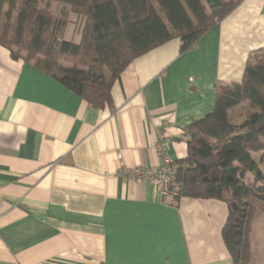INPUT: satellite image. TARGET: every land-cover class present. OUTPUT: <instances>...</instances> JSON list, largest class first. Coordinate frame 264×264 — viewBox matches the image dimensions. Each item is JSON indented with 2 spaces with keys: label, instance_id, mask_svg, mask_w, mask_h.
<instances>
[{
  "label": "crops",
  "instance_id": "crops-1",
  "mask_svg": "<svg viewBox=\"0 0 264 264\" xmlns=\"http://www.w3.org/2000/svg\"><path fill=\"white\" fill-rule=\"evenodd\" d=\"M262 47L264 0H242L192 49L173 39L136 58L104 108L0 47V264H234L225 201L174 204L119 167L158 166L160 141L185 158V128Z\"/></svg>",
  "mask_w": 264,
  "mask_h": 264
},
{
  "label": "trees",
  "instance_id": "trees-1",
  "mask_svg": "<svg viewBox=\"0 0 264 264\" xmlns=\"http://www.w3.org/2000/svg\"><path fill=\"white\" fill-rule=\"evenodd\" d=\"M54 1L65 5L63 17L41 6ZM241 1L21 0L13 30L16 0H0V47L15 60L33 61L89 104L110 107L114 84L136 58L173 39L181 52L192 49ZM69 14L81 20L79 42L66 38ZM238 106L247 108L235 114ZM185 133L187 156L173 161L177 194L170 201H225L223 238L233 262L255 264L251 231L264 212V47L249 53L240 83L217 85L213 113Z\"/></svg>",
  "mask_w": 264,
  "mask_h": 264
},
{
  "label": "built area",
  "instance_id": "built-area-1",
  "mask_svg": "<svg viewBox=\"0 0 264 264\" xmlns=\"http://www.w3.org/2000/svg\"><path fill=\"white\" fill-rule=\"evenodd\" d=\"M157 153L161 163L151 168H128L120 165L119 173L124 176H130L137 180H148L160 190L161 194L166 197L176 196L174 185L177 181V175L173 166V159L169 153V144L166 141H160L156 144ZM2 212L0 210V218ZM39 264H50L41 262Z\"/></svg>",
  "mask_w": 264,
  "mask_h": 264
},
{
  "label": "rangeland",
  "instance_id": "rangeland-1",
  "mask_svg": "<svg viewBox=\"0 0 264 264\" xmlns=\"http://www.w3.org/2000/svg\"><path fill=\"white\" fill-rule=\"evenodd\" d=\"M20 3L21 0H16V6L13 10V16H12V23H13V30H15V26L17 23V18H18V13H19V9H20ZM154 3L156 4L155 0ZM41 6L43 8H48L50 10H52L58 17H63V11L64 8L63 6H65L64 4L60 3V2H43L41 4ZM69 18H72L73 20L75 19V17H73V15L69 14ZM74 26L78 25V21L75 19L74 21L71 22ZM247 108V107H246ZM245 107H236L234 113H239V112H244ZM233 113V112H232ZM231 113V114H232ZM255 157H259V153H254ZM251 176L248 174L247 175V180L251 183ZM261 212V211H260ZM251 247H252V251H253V246L256 245L255 249V264H256V259L259 261V264H264V212L260 213L256 219L254 220L253 226H252V231H251ZM257 242V243H255Z\"/></svg>",
  "mask_w": 264,
  "mask_h": 264
},
{
  "label": "water",
  "instance_id": "water-1",
  "mask_svg": "<svg viewBox=\"0 0 264 264\" xmlns=\"http://www.w3.org/2000/svg\"><path fill=\"white\" fill-rule=\"evenodd\" d=\"M226 150L230 151L232 149V145L231 143H229L226 147H225ZM232 208L235 210L237 209V206L235 203L232 204Z\"/></svg>",
  "mask_w": 264,
  "mask_h": 264
}]
</instances>
